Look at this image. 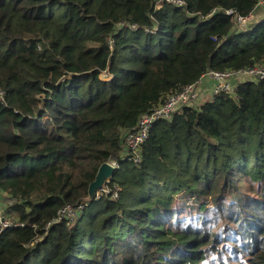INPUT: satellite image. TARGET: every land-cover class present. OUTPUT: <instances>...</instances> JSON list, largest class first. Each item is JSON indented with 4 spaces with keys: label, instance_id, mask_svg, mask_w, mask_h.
Instances as JSON below:
<instances>
[{
    "label": "trees",
    "instance_id": "obj_1",
    "mask_svg": "<svg viewBox=\"0 0 264 264\" xmlns=\"http://www.w3.org/2000/svg\"><path fill=\"white\" fill-rule=\"evenodd\" d=\"M185 1L0 0V192L25 224L0 264H264V80L155 123L117 200L46 230L168 95L264 64V23L238 32L226 13L260 0Z\"/></svg>",
    "mask_w": 264,
    "mask_h": 264
},
{
    "label": "built area",
    "instance_id": "obj_2",
    "mask_svg": "<svg viewBox=\"0 0 264 264\" xmlns=\"http://www.w3.org/2000/svg\"><path fill=\"white\" fill-rule=\"evenodd\" d=\"M261 3H264V0H260L259 4ZM165 5L185 7L186 1L155 0L154 2V7L156 9H160ZM226 13L227 15H231L233 17V21L238 32L249 29L250 15L248 17H243L232 10H229ZM132 28L137 29L136 25H133ZM111 43L113 45V41H111ZM206 77H210L215 82L213 98L214 96L223 92L232 94L236 90V87L232 86L230 83L232 78H237L242 83L247 81L258 82L264 80V64L240 70H228L224 72L208 71L198 80V82L187 85L183 87L182 90L168 95L164 103L153 108L149 113L142 115L135 128L126 130L123 133L121 152L116 156V158L107 162L116 171V173L120 170L122 164L126 162L134 164H140L142 162L143 146L149 138L150 130L155 123L162 120H172L175 114H177L178 111L183 107L199 108L201 106V98L198 94L197 88L200 82ZM100 79L105 82H112L114 76L109 70H104L100 73ZM0 98H3V93H0ZM119 196L120 188L116 183L113 182L112 178L107 179L105 186L97 191L95 200H100L105 197L111 200H117ZM88 203L89 200L87 198L84 200V202L77 206H64L60 210L58 216L47 224L46 230H49L51 226L61 224L64 221L74 224ZM17 226L25 227V224L19 223L14 219H9L5 212L0 210V236L4 230Z\"/></svg>",
    "mask_w": 264,
    "mask_h": 264
},
{
    "label": "crops",
    "instance_id": "obj_3",
    "mask_svg": "<svg viewBox=\"0 0 264 264\" xmlns=\"http://www.w3.org/2000/svg\"><path fill=\"white\" fill-rule=\"evenodd\" d=\"M250 26L259 25L264 23V3L259 4L255 10L250 14L249 17ZM230 83L232 86L237 87L242 82L238 80L237 78H232L230 80ZM215 82L210 77L204 78L200 84L198 85L197 91L201 98V105L204 101H210L213 98V90H214ZM204 104V103H203ZM6 201V195L0 192V206L5 207L6 204L3 205L1 202Z\"/></svg>",
    "mask_w": 264,
    "mask_h": 264
},
{
    "label": "water",
    "instance_id": "obj_4",
    "mask_svg": "<svg viewBox=\"0 0 264 264\" xmlns=\"http://www.w3.org/2000/svg\"><path fill=\"white\" fill-rule=\"evenodd\" d=\"M116 171L106 162L102 164L98 170L95 180L89 186V201H94L96 193L105 186L107 179L114 178Z\"/></svg>",
    "mask_w": 264,
    "mask_h": 264
},
{
    "label": "rangeland",
    "instance_id": "obj_5",
    "mask_svg": "<svg viewBox=\"0 0 264 264\" xmlns=\"http://www.w3.org/2000/svg\"><path fill=\"white\" fill-rule=\"evenodd\" d=\"M205 102H207V101H205ZM204 101L202 102V104L203 103H205ZM117 174V173H116ZM115 174V175H116ZM115 179V176H114V178H113V180ZM3 205H5L6 204V201L5 202H1ZM0 210H4L5 211V207H2V206H0ZM211 210V209H210ZM6 212V211H5ZM6 214V216L9 218V219H11V220H13L14 219V217H13V215H11V214H8L7 212L5 213ZM224 226V225H223ZM223 226H221V225H219V227H218V229H217V233L219 234V235H222L223 234V230H224V227ZM221 228V229H220Z\"/></svg>",
    "mask_w": 264,
    "mask_h": 264
}]
</instances>
